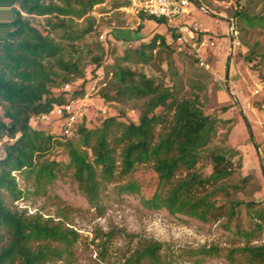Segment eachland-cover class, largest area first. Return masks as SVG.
<instances>
[{
	"label": "rangeland",
	"instance_id": "rangeland-1",
	"mask_svg": "<svg viewBox=\"0 0 264 264\" xmlns=\"http://www.w3.org/2000/svg\"><path fill=\"white\" fill-rule=\"evenodd\" d=\"M119 1L104 0L85 17L58 15L66 28L57 27L49 32V36L65 48L63 59H80L85 74L83 77L66 74L57 67L55 59L50 61L55 72L49 84L51 92L72 102L82 113L67 133L58 119L46 123L31 118L32 127L52 134L60 142L55 143L44 159L68 163L63 142L68 138L77 142L72 131L79 122L87 128L98 127L110 117L137 123L146 108L148 97L123 96L113 101L101 97V90L113 93L111 68L95 70L93 58L101 56L109 66L117 64L161 81L172 91L176 101L196 99L205 114L218 118L212 138L195 166L196 171L206 177L212 172V161L208 157L211 151L238 150V154L230 156L232 174L215 185H207L205 190L200 189L201 193H206L222 185V189L212 193V199L219 202L218 207L202 220L170 214L165 209L148 210L138 194L121 191L122 184L133 181L141 194L149 197L157 184L152 163L137 165L129 175L106 183L101 193L100 212L86 201L71 178L70 170L65 168L46 194H30L13 202L7 200V203L25 211L27 216L39 214L42 218H52L53 222L76 232L72 257L54 264H120L123 255L135 247L139 238L164 243L166 250H172L177 264H196V256L188 253L198 248L216 251L214 255L198 257L204 264H248L238 248L245 244L264 245V220L259 221L260 229L250 238L241 234L257 221L250 217L251 210L244 204L261 201L264 206V23L260 18L264 15V0H196L205 11L192 0L187 7L188 19L206 29L194 31V37L188 38L195 47L179 46L174 41L169 48H145L144 55L135 50L155 34L163 35L170 44V33H174L153 19L126 15L115 6ZM45 2L65 5L64 0ZM69 3L72 8L79 7L77 0H69ZM239 10L243 14L234 17V12ZM21 12L33 26L47 32L44 19L50 15L27 16ZM11 18V12L6 11L1 21ZM53 20L58 21L56 17ZM88 21L93 22L92 31L82 34L88 28ZM62 76L68 81H63ZM155 112L161 114L163 120L158 123L156 133H163L170 125L173 111L158 107ZM11 141L6 137L0 139V158L4 155V145ZM185 174L186 171L180 169L175 178ZM15 175L20 189L32 190L22 174ZM230 210L234 211L232 217L228 216ZM236 230L240 234L235 233ZM105 234H109V240L106 250L102 251L100 244L105 241Z\"/></svg>",
	"mask_w": 264,
	"mask_h": 264
},
{
	"label": "trees",
	"instance_id": "trees-1",
	"mask_svg": "<svg viewBox=\"0 0 264 264\" xmlns=\"http://www.w3.org/2000/svg\"><path fill=\"white\" fill-rule=\"evenodd\" d=\"M64 1L65 5L58 6L45 0H0V139L6 137L12 140L4 145V155L0 158V264H54L72 257L77 240L72 228L53 222L52 218H42L39 214L27 216L25 211L12 208L7 203V200L13 202L30 194H46L62 168L70 170L78 190L100 212L101 193L106 183L129 175L137 165L152 163L157 184L149 197L141 194L139 186L133 181L122 184L119 187L121 191L138 194L142 205L148 210L165 209L170 214L206 220L209 212L219 204L212 199V193L223 186L218 185L206 193H201L200 189L205 190L207 185H215L229 177L233 172L230 156L239 153L238 150H231V153L211 151L208 157L212 161V172L202 177L195 166L212 138L218 118L205 114L196 99L176 101L172 98V91L161 81L117 64L109 66L99 56L93 58L95 70L110 67V85L113 87L112 95L101 90V97L107 101L123 96L148 97L146 108L137 123L110 117L98 127L87 128L79 122L72 131L77 136V142L70 138L63 142L68 163L44 159L55 143L60 142L52 134L32 127L30 120L48 112L54 105L68 102L54 96L49 88L55 75L50 61L55 59L57 67L66 74L75 77L85 74L80 67V59H63L65 48L55 42L49 32L57 27H65L58 15L85 17L95 5L104 2L77 0L79 7L72 8L69 0ZM193 1L198 4L196 0ZM128 3L129 0H121L115 6L120 8ZM6 11L11 12L12 18L7 22L1 21ZM21 11L27 16L50 15L44 19L47 32L33 26ZM54 14L57 15L52 17ZM242 14V11H236L234 17ZM55 17L58 21L53 20ZM140 18L164 24L160 18ZM260 18L264 23V15ZM92 24V21H88V28L82 34L91 32ZM170 39V44H167L163 35L155 34L135 52L144 55L145 48H169L175 41V34L170 33ZM62 80L68 81V78L62 76ZM158 107L172 109L173 112L169 127L157 134L156 127L163 121L162 115L155 112ZM180 169L186 171L185 176L175 178ZM15 173L22 174L32 190L20 189ZM245 181L246 178L242 180L243 183ZM244 205L251 210L250 217L257 220L252 222V228L241 233L250 238L261 227L259 221L264 220V206L261 201H249ZM233 215L234 211L230 210L228 216ZM235 233L240 234L238 230ZM105 237L100 244L102 251L106 250L109 234H105ZM238 250L248 264H264V245L245 244ZM215 253L214 248H198L190 250L188 254L196 256V264H204L202 258L198 257ZM120 264L177 263L172 250H166L164 243L139 238L135 247L123 255Z\"/></svg>",
	"mask_w": 264,
	"mask_h": 264
},
{
	"label": "built area",
	"instance_id": "built-area-1",
	"mask_svg": "<svg viewBox=\"0 0 264 264\" xmlns=\"http://www.w3.org/2000/svg\"><path fill=\"white\" fill-rule=\"evenodd\" d=\"M192 0H129L126 6L120 7L126 15L140 18L141 16H151L163 19L166 27L175 34L177 45L188 44L194 37V31H200L196 22H188V5ZM100 15H98L99 17ZM101 38L104 36L101 35ZM80 108H75L72 102H65L54 105L48 112L34 116L33 118L42 122H50L58 119L63 123L64 133H67L80 116Z\"/></svg>",
	"mask_w": 264,
	"mask_h": 264
},
{
	"label": "crops",
	"instance_id": "crops-1",
	"mask_svg": "<svg viewBox=\"0 0 264 264\" xmlns=\"http://www.w3.org/2000/svg\"><path fill=\"white\" fill-rule=\"evenodd\" d=\"M194 2V1H193ZM195 3V2H194ZM197 6H198V8L199 9H201L202 11H205V9L201 6V5H199V4H196ZM130 16V15H129ZM132 17H134V16H132ZM134 18H136V17H134ZM136 19H140V18H136ZM187 21L188 22H196L195 20H189L188 19V15H187ZM197 23V22H196ZM198 25H199V28H200V31H205L206 29H204V28H201V25L199 24V23H197ZM164 26H166L165 25V23L163 24ZM207 29H209L208 27H206Z\"/></svg>",
	"mask_w": 264,
	"mask_h": 264
},
{
	"label": "water",
	"instance_id": "water-1",
	"mask_svg": "<svg viewBox=\"0 0 264 264\" xmlns=\"http://www.w3.org/2000/svg\"><path fill=\"white\" fill-rule=\"evenodd\" d=\"M230 43H233V41H232V36H230Z\"/></svg>",
	"mask_w": 264,
	"mask_h": 264
}]
</instances>
